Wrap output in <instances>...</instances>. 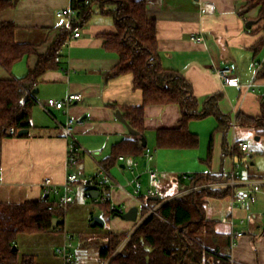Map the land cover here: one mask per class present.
<instances>
[{
    "label": "crops",
    "instance_id": "1",
    "mask_svg": "<svg viewBox=\"0 0 264 264\" xmlns=\"http://www.w3.org/2000/svg\"><path fill=\"white\" fill-rule=\"evenodd\" d=\"M72 1L0 0V24H14L15 41L34 49L33 54L22 57L10 70L0 66V80L22 79L35 69L39 57L47 54L68 29L70 21H63L57 13L69 9ZM146 1L147 15L157 23L161 65L177 72L191 84L199 110L209 99L217 98L219 111L233 124L228 131L233 145L220 132V136L213 140V157L206 159L208 161L199 159L196 149H160L156 146V132L179 128L183 109L178 104L149 105L145 108L144 132L139 138L143 146L152 151L154 161L147 163L145 154L138 157L121 155L107 169L103 162L112 155L114 146L134 137L116 118L117 111L121 110L124 116L126 108L142 106L144 97L143 92L135 88L132 74L110 77L119 64L117 52L106 46V36L116 33L115 19L105 16L96 22L90 21L80 29L82 34L79 38L67 41L63 46L60 60L56 61L59 68L48 71L36 83L39 104L32 110L29 133L0 139V203L22 204L42 199L57 201L55 196L46 193L43 182L49 179L63 190L68 177L77 176L74 189L78 194L75 203L66 209L65 231L20 234L16 245L17 264H24L25 259L27 264H63L55 253L58 247L70 244L76 233L95 238V229L106 228L109 222L110 229L104 243H107L109 233L130 237L138 229L140 218L137 223L124 221L110 213L108 204L111 208L126 207L125 214L133 207L139 208L147 199L166 203L181 190L180 176H228L235 170L236 158H242L244 154L240 148L235 150L237 142L249 144L247 138L254 134L250 129L235 125V122L239 113L253 117L261 114L264 79H257V72L264 65V46L258 55L254 51L256 45L264 40V22L257 21L260 7L249 9L252 0ZM206 6H212L213 12H206ZM250 21L255 24L248 29L246 26ZM192 35L203 37L205 41H193ZM216 67L233 70L239 86H224L215 73ZM73 94L80 95L81 100L73 102L66 113L54 109L52 117L42 108L49 99L66 101ZM69 119L74 120L75 136L85 150L79 154L72 168L67 166L68 140L60 127ZM195 121L191 120L188 125L193 133L197 132L193 128L197 125ZM239 128L243 131H238ZM225 144L228 145L226 155ZM251 148L249 144V151L253 153ZM121 157L125 160L121 161ZM134 163L138 164L136 175H140L143 186L139 193L130 170ZM253 166L246 168L250 171ZM101 167L107 169L122 188L111 190L107 205L105 202L90 204L85 200V188L89 182L101 177ZM241 168L239 171L243 175ZM151 170L158 173L156 183L150 181ZM243 176L255 180L250 178V174ZM256 178L260 180L264 176ZM149 190H153L154 196L148 197ZM262 196L264 192L252 196L250 208L240 206L234 211L230 196L227 203V197L221 199L224 201L221 202L223 210L220 214L224 212L221 218L213 211L220 199H211L206 207V217L217 222V232L222 235L217 239L220 246L217 251L226 255L231 264H264V213L252 211L259 206L264 208ZM96 205L107 216L106 219L99 216L105 222L104 227L92 226L98 216ZM233 229L245 233L244 237L236 240L234 247L231 246ZM96 264H100L99 258Z\"/></svg>",
    "mask_w": 264,
    "mask_h": 264
},
{
    "label": "trees",
    "instance_id": "2",
    "mask_svg": "<svg viewBox=\"0 0 264 264\" xmlns=\"http://www.w3.org/2000/svg\"><path fill=\"white\" fill-rule=\"evenodd\" d=\"M257 7H260L257 21L264 22V0H252L248 5L249 9ZM71 8L76 12L71 21L74 29L86 27L96 14L115 19L116 33L106 36V46L109 50L117 52L119 64L110 77L132 74L135 88L141 90L144 97L142 106L124 110V118L134 130L143 134L147 106L178 104L183 109L180 127L158 130V148L198 149L200 139L189 130V122L210 116L217 119L219 132L227 136L233 124L219 111L217 98L209 99L204 108L199 110L191 84L177 72L167 70L161 65L157 23L147 15L146 0H73ZM68 29L47 54L39 57L35 69L26 77L0 80V139L19 137V132L31 129L32 110L39 104L34 86L45 73L59 68L56 62L57 54L68 41ZM15 31L16 26L12 23L0 24V66L8 70L22 57L34 53L31 46L15 41ZM263 46L264 40L256 45V55ZM257 79H264V65L259 68ZM235 125L250 129L257 137L264 139V99L259 116L239 113ZM10 129H14L16 133L7 134ZM212 146L213 139L209 148L210 160ZM146 149L140 138L134 136L115 145L112 155L103 165L110 169L121 155L138 157L145 154ZM224 153L228 154L227 144L224 146ZM243 156L244 154L241 157ZM192 176L194 179L191 181L183 180L180 176L181 190L178 193L186 188L227 180L225 175ZM250 178L259 179L256 176ZM106 195L108 196V192ZM228 196H231L230 189H207L165 203L157 214L150 216L130 237L127 234L109 233L107 243L99 252L100 264H231L226 255L217 251V248H220L217 239L222 237L217 232V222L206 217V207L211 199H223ZM162 202L154 199L146 201L149 207H155ZM107 206L112 215H122L109 204ZM65 213L66 209L58 208L57 201L50 199L22 204L0 203V264H17L18 250L14 251V247L20 234L64 232ZM55 218L59 223L53 230ZM26 262L27 259L24 264H27Z\"/></svg>",
    "mask_w": 264,
    "mask_h": 264
},
{
    "label": "built area",
    "instance_id": "3",
    "mask_svg": "<svg viewBox=\"0 0 264 264\" xmlns=\"http://www.w3.org/2000/svg\"><path fill=\"white\" fill-rule=\"evenodd\" d=\"M213 7L212 6H206L205 11L206 12H213ZM76 16L75 10H73L71 7L69 9L60 11L57 13V17H67L70 20V25H69V33L70 37L68 41H72L73 39H77L81 36V30L80 28H72L71 21L72 19ZM191 39L196 42H204L203 37H199L196 35H192ZM60 54L59 52L57 54V59L56 61L59 62L60 60ZM215 73L217 77L223 82L224 86H239V80L238 77L235 75L233 70L231 69H222L219 67L215 68ZM36 88V85L34 86ZM35 91V90H34ZM81 96L80 95H70L66 101H59L55 99H49L46 103V105H43L42 108L52 116V110H60L63 111L64 113L67 112V108L73 104L75 101H80ZM53 117V116H52ZM74 120L69 119L66 125H60L62 128V131L65 135V137L68 140V150H67V166L69 168H72L74 164L77 161V158L80 153L85 152L83 147L79 144L75 132H74ZM16 132L14 129H10L7 131V134L9 135H14ZM238 147L244 152V156L241 158L243 159H251L253 157V154L249 151V144L245 142H240L238 144ZM145 158L146 162L150 163L154 161V155L151 150L146 149L145 151ZM121 161L125 160L123 157L120 158ZM138 164L134 163L131 167L130 170L132 174L135 176L134 177V184L136 188V192L139 193L142 189V183L140 180V175H136V168ZM241 167V164H236L235 165V170L232 171V173L228 174L227 180L223 182H217L213 184H208L204 186H199V187H192V188H186L185 190L181 191L178 193L176 196L172 197L169 199L167 202L178 199L184 195L201 191V190H207V189H219V190H225V189H230L231 190V201H232V210H236L240 206H245L247 208H250L251 206V201L250 198L252 196H255L259 193H263L264 191V179H258V180H251L248 178H245L239 171ZM101 172L100 175L101 177L98 178L96 181L89 182L86 185V194H85V200H92L95 203L99 202H107L109 201V196L106 195L111 192V190L115 187L122 188L118 183L115 182L114 178L112 177L111 173L101 167L100 168ZM149 178L151 183H156L158 180V173L151 170L149 171ZM183 180H193L194 176L192 175H183L182 176ZM77 180L76 175H71L68 177L67 182L63 186V190H61L58 186L53 184L49 179L45 180L43 182V186L45 188V191L48 195H53L57 199V206L58 208L61 209H67V207L73 203H75V197H74V183ZM89 190V191H88ZM91 191H97L100 193L99 198L93 199L90 192ZM154 196L153 190L148 191V197ZM166 202V203H167ZM165 203H160L156 207L150 209V207L147 205L146 202L142 203L140 205L139 209V223H138V228L153 214H157L158 210L164 205ZM113 210H118L120 214H123L126 211V207H112ZM146 209V211H144ZM243 223V222H242ZM231 224H234L233 221H231ZM245 236V233L233 229L231 233V246L234 247L236 244V240L239 238H242ZM57 257H59L63 264H76V259L75 255L73 254L72 250L70 249V246L68 244H65L62 247H59L55 251Z\"/></svg>",
    "mask_w": 264,
    "mask_h": 264
},
{
    "label": "rangeland",
    "instance_id": "4",
    "mask_svg": "<svg viewBox=\"0 0 264 264\" xmlns=\"http://www.w3.org/2000/svg\"><path fill=\"white\" fill-rule=\"evenodd\" d=\"M109 16H107L106 18H108ZM63 21H70L69 18L67 17H62ZM102 18H105V16L103 15H99L96 14L92 17L91 21L92 22H96L97 20H100ZM111 18V17H109ZM113 19V18H112ZM82 34V31H81ZM197 125H195L193 128L195 131V134L198 135L199 139H200V146L198 149L195 150V152H197V154H199V159L201 160H206L209 158V148H210V143L211 140L213 139L214 141L216 140L217 137L220 136V132L218 130V121L215 117L213 118H206L203 120H197L195 121ZM238 131L242 132L243 129L239 128ZM232 135L231 133H228L227 135V142H230V144L232 143ZM258 137L255 134L250 135V137H248V141L250 146L252 147V151H254L253 157L251 159H243L241 160V158L238 156L236 158V163L237 164H241L242 168L241 171L243 173V175H251V176H264V156L262 155V152L264 153V139L261 140V142L258 140H256ZM233 144H231L232 146ZM213 154V153H212ZM213 157V155H212ZM211 157V158H212ZM208 161V160H206ZM251 164H254L253 169L252 170H247V166H251ZM264 191V190H263ZM76 188L74 189V197L76 196ZM262 198H264L262 196ZM58 199V198H57ZM224 199V198H223ZM80 199H78L79 201ZM225 200V199H224ZM229 197H227L226 203L228 202ZM89 203L91 204L93 201L90 199L88 200ZM223 200L220 199V202L218 205H215L216 207L214 208L213 211L218 213V217H222L224 216V212L222 214H220V212L223 210L222 209V202ZM224 202V201H223ZM98 207V205H96V208ZM95 208V209H96ZM225 208V207H224ZM252 211H256L258 212V214H262L264 213V208L263 206H259L256 208H253ZM96 212L98 214V217L101 216L103 217V219H106L107 216H105V214H103L100 211V208L96 209ZM262 218H264V216H262ZM108 223V221H107ZM110 229V222L107 224L106 228H101V229H95L97 230V232H95L96 237H88L87 235H83V237L81 236V234H74L75 238L73 241L70 242V244H68L70 246V249L73 251V254L75 255V259L78 261V264H96V262L98 261L99 258V252H100V248L101 246H104L106 243V239L105 236L108 233V230ZM124 246V244L118 249L120 250L122 247ZM62 247V246H60ZM59 248V247H58Z\"/></svg>",
    "mask_w": 264,
    "mask_h": 264
},
{
    "label": "water",
    "instance_id": "5",
    "mask_svg": "<svg viewBox=\"0 0 264 264\" xmlns=\"http://www.w3.org/2000/svg\"><path fill=\"white\" fill-rule=\"evenodd\" d=\"M254 24H255V22L250 21V22L247 23V26L246 27L248 29H251ZM34 93L35 94H38L39 93V90H35ZM116 118L127 127L128 131H129V133L131 135L138 136V137L141 136V133L139 131L134 130L129 125V123L127 122V120L124 118L121 110H118L117 111ZM28 133H29V130H23V131L19 132V136L22 137L24 135H27ZM259 139L260 138L258 137L256 140L258 141ZM90 194H91V196H92L93 199H97L100 196V193L97 192V191H91ZM138 217H139V208L138 207H133L128 212H126L125 214H123V215L120 216V218L122 220L127 221V222H133V223H137L138 222ZM58 223H59V220L55 218L53 220V228H52L53 230L57 228ZM92 226H94V227H96V226L104 227L105 226V222L103 220H101L100 218L95 217L94 220H93ZM17 250H18L17 249V246H15L14 247V251H17Z\"/></svg>",
    "mask_w": 264,
    "mask_h": 264
}]
</instances>
